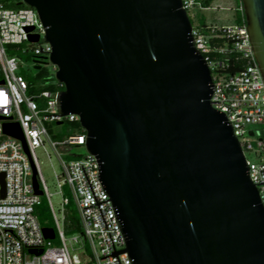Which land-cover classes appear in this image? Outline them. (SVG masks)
I'll return each mask as SVG.
<instances>
[{
	"label": "water",
	"instance_id": "water-1",
	"mask_svg": "<svg viewBox=\"0 0 264 264\" xmlns=\"http://www.w3.org/2000/svg\"><path fill=\"white\" fill-rule=\"evenodd\" d=\"M23 2L52 47L58 111L78 115L98 160L122 252L134 264H264V203L212 104L211 70L181 0ZM242 4L264 76V0ZM4 131L24 141L18 124ZM33 184L41 195L35 171Z\"/></svg>",
	"mask_w": 264,
	"mask_h": 264
},
{
	"label": "built area",
	"instance_id": "built-area-1",
	"mask_svg": "<svg viewBox=\"0 0 264 264\" xmlns=\"http://www.w3.org/2000/svg\"><path fill=\"white\" fill-rule=\"evenodd\" d=\"M207 1L209 5L205 6ZM212 1L181 0L187 14L196 7L209 10ZM237 10L240 22L221 26L206 23L199 27L192 24L191 33L195 47L211 70L212 104L231 123L250 178L264 203V76L254 56L242 0ZM44 34L34 8L27 7L23 0H0V82L3 81L0 83V175L4 176L3 182L0 180V264H134L122 252L125 237L117 209L100 181L97 158L87 152L79 159L66 161L61 157L62 150L71 155L73 146L84 147L85 130L59 141L52 140L48 133L47 123L76 122L78 115L59 113L57 96L61 90L29 93L30 83L17 73L18 58L6 52V46H17L22 53L31 54L35 66L41 69L50 64L48 57L52 51L43 39ZM31 36H38L39 40L31 42ZM26 43L37 45L24 48ZM52 66L56 72V66ZM52 77L54 83L63 86ZM15 124L19 125L24 141L5 133L4 125ZM47 141L62 168L61 174H55L57 184L60 189L67 186L72 195V198L62 196L60 218L35 155V150L45 148ZM248 153L254 160L247 158ZM34 171L41 195L49 203L54 239L45 238L44 227L35 215L41 195L34 189ZM71 202L81 234L67 238L65 219Z\"/></svg>",
	"mask_w": 264,
	"mask_h": 264
},
{
	"label": "rangeland",
	"instance_id": "rangeland-1",
	"mask_svg": "<svg viewBox=\"0 0 264 264\" xmlns=\"http://www.w3.org/2000/svg\"><path fill=\"white\" fill-rule=\"evenodd\" d=\"M240 3V0H213L209 10H200L198 7L192 8L188 11L190 16V20L195 27H199L202 24L211 23L216 24L218 26L227 25L235 22H240V12L237 10V7ZM37 44H29L26 43L23 45L24 48L34 47ZM6 52L10 56H16L18 58L19 69L17 71L18 74L22 75L26 81L30 84V80L34 78L37 73L41 69H45L47 71L48 77L54 75L53 66L51 64L42 66L41 69H36L35 64L33 62V57L29 53H22L17 46H6ZM47 77V76H46ZM54 82V81H53ZM35 84V89L33 91L30 89L29 93L34 92L38 93L42 90L43 87L49 86L51 80L48 78H41ZM42 105L43 103L40 102ZM48 133L52 140H63L66 136L81 132L79 129L75 130H68L64 123L63 124H56V123H47L46 124ZM65 151L62 150V159L64 160H72V159H79L80 157L85 156L86 150L85 148L73 146L71 148L70 154L68 155L64 153ZM35 155L38 159L40 171L42 176L48 186L49 193L51 194V202L54 206L55 212L57 213L58 217H61V199L62 196L72 198L71 192L67 186H64L62 189L59 188L57 184V179L55 174H61L62 168L60 164V160L55 152L50 147L48 141L46 147H40L35 150ZM247 158L250 160H254L252 154L248 153ZM61 191V192H60ZM40 199L44 202L47 210V214L50 220L53 223L52 215L49 208V203L47 197L45 195H41ZM67 238H70L71 235L67 234ZM58 240L56 239L54 243L56 244ZM74 246H77L76 244Z\"/></svg>",
	"mask_w": 264,
	"mask_h": 264
},
{
	"label": "trees",
	"instance_id": "trees-1",
	"mask_svg": "<svg viewBox=\"0 0 264 264\" xmlns=\"http://www.w3.org/2000/svg\"><path fill=\"white\" fill-rule=\"evenodd\" d=\"M209 5V1L205 2V6ZM241 19V18H240ZM192 23V22H191ZM204 25V24H202ZM232 62V60H229ZM235 68L231 69L230 72H233ZM47 76V77H46ZM48 78L51 80V83L49 86H45L42 88V90H49V91H56V90H62L63 86H59L58 84L53 82V77H48L47 71L45 69H41L37 75L30 80L32 84L31 85V90L35 89V84L37 81H39L41 78ZM2 79L1 73H0V80ZM65 127L70 131V130H75L79 129L80 131H83V128L80 126L79 121L76 122H64ZM35 215L40 223V225L44 228H53L54 225L52 221L50 220L46 206L44 202H40L39 205L35 207ZM65 232L69 235H75V234H81V226L79 222V218L77 216L76 210L74 208L73 202L70 203L67 214H66V219H65Z\"/></svg>",
	"mask_w": 264,
	"mask_h": 264
}]
</instances>
